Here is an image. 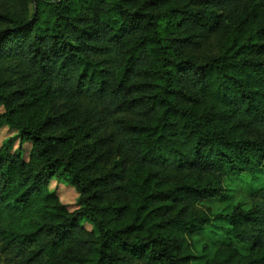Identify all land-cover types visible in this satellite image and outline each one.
Instances as JSON below:
<instances>
[{
  "label": "trees",
  "instance_id": "trees-1",
  "mask_svg": "<svg viewBox=\"0 0 264 264\" xmlns=\"http://www.w3.org/2000/svg\"><path fill=\"white\" fill-rule=\"evenodd\" d=\"M6 125L0 264H194L213 218L247 251L204 264H264V0H0Z\"/></svg>",
  "mask_w": 264,
  "mask_h": 264
},
{
  "label": "rangeland",
  "instance_id": "rangeland-1",
  "mask_svg": "<svg viewBox=\"0 0 264 264\" xmlns=\"http://www.w3.org/2000/svg\"><path fill=\"white\" fill-rule=\"evenodd\" d=\"M212 42L215 41L213 38ZM209 50L210 47L208 46ZM8 140L13 142L11 149L12 153L28 161L32 151V143H21L19 130L11 126H3L0 128V147H2ZM235 189L234 195L236 197L235 203L239 200L248 203V198L253 196L258 190L264 186V175L257 180L248 179L244 181L242 178H235L232 181ZM49 191L57 196L60 202L66 206L69 211L79 209V193L77 190L65 180L54 178L49 184ZM229 203L225 199L215 203H205L203 208H208L211 213H217L219 209L227 207ZM80 225L87 231H95L94 225L87 219H81ZM193 251L195 254L194 264H204L211 260L217 250L225 244H232L243 254L247 251V246L236 242L229 234L228 224L217 218H213L210 225L203 230L194 234L191 238Z\"/></svg>",
  "mask_w": 264,
  "mask_h": 264
}]
</instances>
